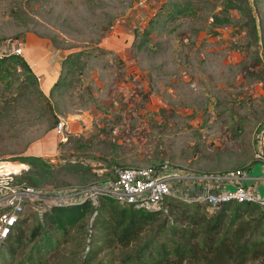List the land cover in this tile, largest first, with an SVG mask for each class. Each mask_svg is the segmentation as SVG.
Listing matches in <instances>:
<instances>
[{"label": "rangeland", "instance_id": "1", "mask_svg": "<svg viewBox=\"0 0 264 264\" xmlns=\"http://www.w3.org/2000/svg\"><path fill=\"white\" fill-rule=\"evenodd\" d=\"M134 1L0 0V38L21 37L24 46L44 39L38 52L58 63L44 99L31 84L15 87L21 73L0 80V162L40 156L48 166L7 169L31 168L49 185L157 160L200 171L250 167L260 176L264 0H247L248 12L224 9V0H157L140 16ZM86 219L64 233L50 228L41 264H81ZM123 255L105 247L89 264H122Z\"/></svg>", "mask_w": 264, "mask_h": 264}, {"label": "trees", "instance_id": "2", "mask_svg": "<svg viewBox=\"0 0 264 264\" xmlns=\"http://www.w3.org/2000/svg\"><path fill=\"white\" fill-rule=\"evenodd\" d=\"M223 8L249 10L247 0H224ZM213 19L228 20L225 16ZM13 73L23 75L16 88L31 84L44 99L26 59L15 54L1 56L0 80ZM12 81L5 79L8 86ZM44 103L49 105L47 99ZM17 158L32 167L48 166L40 156L27 154ZM33 172L31 168L24 170L14 175V180L42 185L45 181ZM162 204L166 207L146 209L100 197L95 205L84 201L54 206L41 214L25 209L0 237V264H41L51 247L50 228L67 232L83 217H87V222L81 264L91 263L103 248L112 246L124 248L122 264H264V207L258 203L225 201L207 207L164 199Z\"/></svg>", "mask_w": 264, "mask_h": 264}, {"label": "built area", "instance_id": "3", "mask_svg": "<svg viewBox=\"0 0 264 264\" xmlns=\"http://www.w3.org/2000/svg\"><path fill=\"white\" fill-rule=\"evenodd\" d=\"M156 2L135 0L133 8L140 16ZM23 52L21 37L0 38V57L10 54L24 56ZM64 126L65 119L58 117L54 132L60 139L64 136ZM256 155L261 158L260 148ZM249 171L250 167L200 171L161 160L145 165L114 167L111 172L85 184L34 186L15 181L13 170L0 167V237L5 235L17 214L25 209L41 214L54 206L76 205L84 201L95 205L100 197L146 209L164 207V199L201 203L207 207L225 201H252L264 207V193L257 190L259 184L264 186V164L261 163L260 176H251Z\"/></svg>", "mask_w": 264, "mask_h": 264}, {"label": "crops", "instance_id": "4", "mask_svg": "<svg viewBox=\"0 0 264 264\" xmlns=\"http://www.w3.org/2000/svg\"><path fill=\"white\" fill-rule=\"evenodd\" d=\"M33 43L34 44L38 43V46L37 45L31 46ZM46 46L47 45L44 39L42 40H40L39 38L33 39L31 37L25 38L24 48L28 50V55L30 56L29 61L35 67L36 72L32 68L31 70L34 72L36 76L40 74L39 87L43 93H45V91L48 90V88L51 85V82L54 80V78L56 77V74L58 73V70L55 68L58 66L57 61H55V59L50 58V56H48L47 61H45L44 56L40 55L39 53L40 48L46 49ZM26 61L29 62L28 60ZM42 83L43 84L47 83L49 85H47L46 88H43L41 85Z\"/></svg>", "mask_w": 264, "mask_h": 264}, {"label": "bare ground", "instance_id": "5", "mask_svg": "<svg viewBox=\"0 0 264 264\" xmlns=\"http://www.w3.org/2000/svg\"><path fill=\"white\" fill-rule=\"evenodd\" d=\"M22 165H24V163H21V162H12V161H1L0 162V167L4 168V169H7V168H9V169L10 168H18V167H20Z\"/></svg>", "mask_w": 264, "mask_h": 264}]
</instances>
